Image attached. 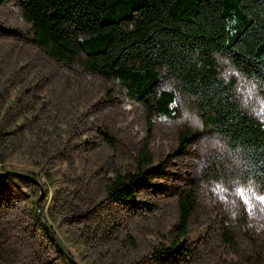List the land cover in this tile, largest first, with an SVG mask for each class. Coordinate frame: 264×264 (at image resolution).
I'll list each match as a JSON object with an SVG mask.
<instances>
[{"label": "rangeland", "instance_id": "obj_1", "mask_svg": "<svg viewBox=\"0 0 264 264\" xmlns=\"http://www.w3.org/2000/svg\"><path fill=\"white\" fill-rule=\"evenodd\" d=\"M215 57L220 75L236 80L241 106L264 121V85ZM159 87L175 92L173 118L151 115L119 85L54 60L33 41L18 2L0 6V174L26 175L0 182V264H66L43 221L80 264H264L262 195L203 181L214 154L227 159L224 142L173 78L163 76ZM184 130L196 137L185 148ZM144 150L151 163L134 204L114 202L106 183L136 172ZM192 187L198 209L184 239L188 255L157 263L150 252L175 239L177 198ZM241 209L246 224L234 219ZM223 219L234 225L236 247L217 237ZM205 227L209 236L198 242Z\"/></svg>", "mask_w": 264, "mask_h": 264}, {"label": "trees", "instance_id": "obj_2", "mask_svg": "<svg viewBox=\"0 0 264 264\" xmlns=\"http://www.w3.org/2000/svg\"><path fill=\"white\" fill-rule=\"evenodd\" d=\"M16 1L31 24L33 41L51 58L119 85L151 115L174 117L175 92L159 87L163 76L173 78L177 89L195 100L205 126L224 142L227 159L214 154L203 181H220L226 189L242 185L264 199V121L241 106L236 80L220 75L215 57H225L242 75L264 85V0ZM195 141L189 130L179 136L183 148ZM141 159L136 172L108 180L105 193L111 200L134 204L136 187L151 163L146 150ZM6 180L16 178L8 175L0 182ZM197 209L196 187L178 196L176 237L152 248L155 262L188 255L184 239ZM234 219L246 224V210ZM221 222L217 237L236 247L233 223ZM209 232L202 228L197 241Z\"/></svg>", "mask_w": 264, "mask_h": 264}, {"label": "water", "instance_id": "obj_3", "mask_svg": "<svg viewBox=\"0 0 264 264\" xmlns=\"http://www.w3.org/2000/svg\"><path fill=\"white\" fill-rule=\"evenodd\" d=\"M8 175H12V176H17V177H25L26 175L16 172V171H6L0 174V178L6 177ZM43 224L46 228V231L48 232L51 240L53 241V243L55 244L57 250L60 252V254L62 255V257L69 263V264H80L70 253H68L67 251L64 250V248H62L60 246V244L55 240L54 236L52 235L51 231L49 230V228L46 226V224L43 221Z\"/></svg>", "mask_w": 264, "mask_h": 264}]
</instances>
